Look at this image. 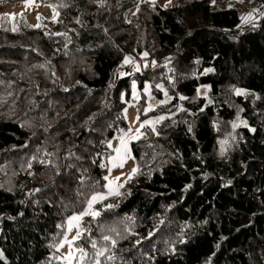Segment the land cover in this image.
<instances>
[{
    "label": "trees",
    "instance_id": "trees-1",
    "mask_svg": "<svg viewBox=\"0 0 264 264\" xmlns=\"http://www.w3.org/2000/svg\"><path fill=\"white\" fill-rule=\"evenodd\" d=\"M39 1L54 21L0 15V264H54L67 218L105 189L134 81L167 92L146 113L164 118L80 216L83 264H264V0L246 23L213 0Z\"/></svg>",
    "mask_w": 264,
    "mask_h": 264
},
{
    "label": "rangeland",
    "instance_id": "rangeland-1",
    "mask_svg": "<svg viewBox=\"0 0 264 264\" xmlns=\"http://www.w3.org/2000/svg\"><path fill=\"white\" fill-rule=\"evenodd\" d=\"M149 2L161 7L171 6L174 3L173 0H171V3H168V0H154V2L153 0H149ZM210 6L212 9L231 6L237 7L242 23L253 20L259 14L255 4L245 0H213ZM131 12L132 10L127 11L126 17H128ZM2 14L10 18L12 23L11 27H14V24L16 25L18 23H22L26 27H35L41 21H54L57 18L54 5L51 3H42L39 0H17L14 4L0 5V15ZM37 17H39V19H37ZM159 87L162 90L161 98L151 93L147 83H145L141 89L137 87L135 81L131 84L129 98L123 100L122 106V115L126 123V128L114 134L106 143L109 152L104 158L106 167V173L104 175L105 189L90 197L82 213L73 214L67 218L64 235L56 246L57 254L54 257V264H83L85 258L82 260L80 259V248L75 247L74 241L72 240L78 231V221H73L71 230H69V220L73 216H81L88 211L89 202L92 201V197H97L95 200L97 201L116 193L122 182L136 170V163L131 154L129 144L132 140L143 135L144 126H149L154 129L155 124L159 121V118L162 117V115L146 114L155 105L163 103L169 98L167 92L161 86ZM237 90H239V93L247 92L244 88H237L235 90L236 93H238ZM197 94L204 97L205 104L209 102L207 85L198 86ZM141 99L144 101L141 110L142 115L139 114L136 106L137 102ZM141 125H143V127ZM117 149H119V151H117ZM90 213L92 214V212ZM66 237L71 241V246L69 243H65ZM70 251L73 254L72 259H65Z\"/></svg>",
    "mask_w": 264,
    "mask_h": 264
},
{
    "label": "snow or ice",
    "instance_id": "snow-or-ice-1",
    "mask_svg": "<svg viewBox=\"0 0 264 264\" xmlns=\"http://www.w3.org/2000/svg\"><path fill=\"white\" fill-rule=\"evenodd\" d=\"M153 2H154V0H153ZM168 3H171V0H168ZM37 19H39V17H37ZM37 26H39V25H37ZM144 55H147V53H145ZM125 60H126V62H127L128 58L126 57ZM208 71H211V69H209ZM237 92H238V94H239V90H237ZM181 99H184V97H181ZM163 118H164V117H160L159 119H163ZM141 126L143 127V125H141ZM234 127H235V125H234ZM137 131H139V130H137ZM122 143H123V140H122ZM117 151H119V149H117ZM134 171H135V170H134ZM96 199H97V197H95V196L92 197V201L89 202V208L91 207V203L94 202ZM109 207H110V206H109ZM86 214H88L87 211H86L85 213H83V215H86ZM92 215L95 216V215H98V213H92ZM79 220H80V216H73V217H71L70 220H69V230H71L72 222H73V221H79ZM80 236H81L80 231H77V232H76V235L72 238V240L74 241V240H76V239H79ZM104 239H105V240H108V237L105 236ZM65 243H69V245L71 246V241H69V240L67 239V237L65 238ZM113 243H114V242H113ZM60 246H63V245H60ZM92 247H93V248L96 247L95 242H93ZM79 252H80V259H81V260L84 259V258L87 256V253H85L84 249H79ZM72 255H73V254H72V252L70 251L69 254H68V256L65 257V259L71 260V259H72ZM103 255H104V251H103V250H99V251H97V253H96V256H97V257H99V256H103ZM109 259H112V257H109ZM96 264H100L99 260H96Z\"/></svg>",
    "mask_w": 264,
    "mask_h": 264
},
{
    "label": "built area",
    "instance_id": "built-area-1",
    "mask_svg": "<svg viewBox=\"0 0 264 264\" xmlns=\"http://www.w3.org/2000/svg\"><path fill=\"white\" fill-rule=\"evenodd\" d=\"M17 0H0V5H10L16 3Z\"/></svg>",
    "mask_w": 264,
    "mask_h": 264
}]
</instances>
